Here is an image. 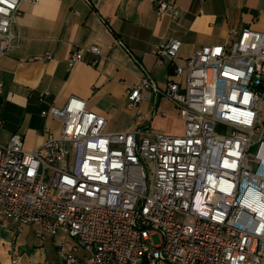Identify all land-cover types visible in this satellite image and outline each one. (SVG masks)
<instances>
[{"label": "built area", "instance_id": "obj_1", "mask_svg": "<svg viewBox=\"0 0 264 264\" xmlns=\"http://www.w3.org/2000/svg\"><path fill=\"white\" fill-rule=\"evenodd\" d=\"M25 1L37 2L0 0V59L20 42ZM155 13L179 17L178 1L156 0ZM229 35L183 64L173 62L180 42L169 39L154 54L156 64L171 60L172 78L160 87L143 71L125 91L129 108L150 93L170 101L180 135L152 129L138 111L127 129L106 132L102 115L69 97L41 110L60 124L41 146L26 149L19 133L0 142V214L19 231L34 225L41 239L59 236L63 264H264V32ZM85 50L97 56L93 66L106 58L79 46L68 67ZM143 160L153 163L151 182Z\"/></svg>", "mask_w": 264, "mask_h": 264}, {"label": "crops", "instance_id": "obj_2", "mask_svg": "<svg viewBox=\"0 0 264 264\" xmlns=\"http://www.w3.org/2000/svg\"><path fill=\"white\" fill-rule=\"evenodd\" d=\"M177 1L180 16L175 19L157 16L156 0L23 2L17 18L20 42L0 59V142L19 133L26 149L41 146L48 131L56 135L60 129L59 122L42 117L41 110L63 107L69 97L83 99L89 110L102 115L106 132L127 129L138 111L152 129L182 134L183 128L178 134L169 128L174 121H182L170 101L150 93L137 109L129 108L126 89L143 71L150 72L160 87L172 78L171 60L163 57L156 64L154 54L169 39L180 42L173 62L183 64L196 48L231 39L230 29L248 26L264 32V0ZM93 45L105 59L98 57L93 66L97 56L85 50L83 59L68 67L71 51ZM48 52L53 58L32 59ZM8 258L0 263L12 264Z\"/></svg>", "mask_w": 264, "mask_h": 264}, {"label": "rangeland", "instance_id": "obj_3", "mask_svg": "<svg viewBox=\"0 0 264 264\" xmlns=\"http://www.w3.org/2000/svg\"><path fill=\"white\" fill-rule=\"evenodd\" d=\"M264 118V106L261 110ZM177 134L183 128L182 121L176 120L169 126ZM264 134V132H263ZM256 147L250 148V153H255ZM142 164L147 179L152 181L153 163L150 160H143ZM37 227L34 225H25L19 231V227L5 219L0 214V260L12 256H17L16 264H62L61 258L56 251L59 243V236L51 237L46 235L41 239L36 236ZM155 244L159 243V238L155 234L152 236ZM1 262V261H0Z\"/></svg>", "mask_w": 264, "mask_h": 264}, {"label": "trees", "instance_id": "obj_4", "mask_svg": "<svg viewBox=\"0 0 264 264\" xmlns=\"http://www.w3.org/2000/svg\"><path fill=\"white\" fill-rule=\"evenodd\" d=\"M1 264V263H0Z\"/></svg>", "mask_w": 264, "mask_h": 264}]
</instances>
